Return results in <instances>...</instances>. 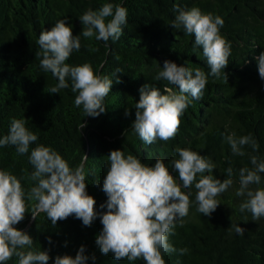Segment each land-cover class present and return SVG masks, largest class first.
<instances>
[{
    "label": "trees",
    "instance_id": "16d2710c",
    "mask_svg": "<svg viewBox=\"0 0 264 264\" xmlns=\"http://www.w3.org/2000/svg\"><path fill=\"white\" fill-rule=\"evenodd\" d=\"M104 3L127 9L122 36L107 42L98 41L95 36L83 37L84 26L79 18ZM192 7L224 21L220 33L231 44L229 62L223 70L227 80L223 71L219 78L210 74L202 48L194 46V35L171 26L177 15L174 9ZM65 17L73 36H79L81 43L66 63L77 66L89 62L97 74L109 75L113 80L104 100L106 110L97 117L85 116L83 107L75 106L78 93L72 92L70 78L68 87L60 93L49 92L58 80L40 67L39 35ZM92 48L99 50L90 51ZM261 52L264 0H0V138L8 134L12 118L25 119V126L38 136L24 155H19L15 146L0 147V170H8L20 180L29 210L14 227L32 237L34 249L48 250V264H53L57 255L75 257L81 245L89 257L86 264H146L142 258L116 260L113 253L105 255L100 251L96 244L103 228L99 216L90 226L83 225L74 215L55 226L46 213L33 218L31 210L36 201L27 200V192L35 184L30 179L34 170L29 163L30 152L38 144L51 147L71 168L87 155L86 191L94 197L95 209L101 213L107 210L100 205L107 201L102 187L112 150L131 153L149 166L157 158L162 159L177 183L182 184L171 161L179 158L178 147L190 148L211 159L215 165L212 175L221 181L228 178L226 170L231 167L233 185L217 197L220 204L211 216L197 211L194 184L191 189L182 188L191 191V204L183 226L177 221L174 234L169 235V242L177 251L162 254L166 264H264V217L253 221L250 212H241L239 206L246 197L235 195L240 169L254 167L251 156L264 161V80L259 76L256 59ZM165 60L193 70L200 68L208 82L200 99L189 96L192 102L180 117L176 136L148 145L132 128L135 104L140 98L139 89L145 84L158 87L162 94H168L165 87L179 92L167 81L155 80ZM117 68L121 71L113 76ZM126 109L130 111L128 116ZM82 123L85 127L81 129ZM232 133L237 137L250 134L257 141L258 150L246 145L244 156L234 155L226 140ZM260 175L261 184L251 187L264 188V173ZM235 224L245 229L243 235L234 231ZM181 248H187V253L181 255ZM5 264H18V258L14 256Z\"/></svg>",
    "mask_w": 264,
    "mask_h": 264
},
{
    "label": "clouds",
    "instance_id": "9594fccd",
    "mask_svg": "<svg viewBox=\"0 0 264 264\" xmlns=\"http://www.w3.org/2000/svg\"><path fill=\"white\" fill-rule=\"evenodd\" d=\"M174 11L177 15L172 28L183 30L189 36L194 35V46L202 48L210 74L219 78L231 55V44L220 33L223 19L218 15L202 13L197 7L176 8ZM127 16V9L120 4L104 3L98 10L89 9L79 18L84 26L81 35L85 38L95 36L96 40L104 42L118 40L123 34L122 25L127 23ZM67 19L58 20L51 30L41 31L37 40L40 48L37 55L42 56L40 67L45 72L50 71L58 80L48 89L49 92L60 93L61 89L68 87L67 78H70L72 92L78 93L75 106H82L85 116L97 117L106 110L104 100L113 80L109 75L97 74L89 62L77 66L66 63L73 50L78 51L81 47L80 38L73 36L71 26L66 24ZM256 59L259 76L264 80V52ZM120 71L117 68L112 75L116 76ZM155 80L167 81L179 92L165 87L164 92L168 94H162L158 87H150L149 84L139 89L140 98L135 104L132 128L148 145L157 139L168 141L176 136L180 117L192 102L189 96L200 99L208 82L200 68L193 70L169 60L164 61L163 70ZM125 115H130L129 109L125 110ZM25 125V119L12 118L8 134L0 138V147L12 145L19 155L28 153L38 136ZM83 127L82 123L80 128ZM226 140L232 153L238 156L246 154V145L251 146L253 151L259 147L250 134L237 137L232 133ZM176 151L179 158L173 159L171 164L182 184L177 183L162 159L157 158L154 165L149 166L131 153L125 155L120 149L112 150L108 155L109 168L102 187L107 201L100 205L101 209L106 207L107 210L98 213L94 197L86 191L87 155L78 166L71 168L57 151L38 144L29 155V163L34 169L30 179L35 184L27 192V200L36 201L31 214L36 218L40 212L46 213L52 226L71 215L80 219L83 225L90 226L99 216L103 228L96 244L103 254L111 252L116 260L136 261L142 258L146 264H166L162 254L177 251L169 242V235L174 234L177 221L183 226V218L188 215L191 204V191L185 192L182 188L191 189L194 184L197 211L211 216L220 204L217 197L233 185L231 167L226 170L228 178L221 181L212 175L215 165L211 159L190 148L178 147ZM251 164L253 168L240 169L239 188L235 195L246 197L239 210L250 212L252 220L257 221L264 217V188L251 186L261 184L264 161L253 155ZM25 196L17 176L8 170H0V264H5L14 256L18 258V264L49 262L48 250L34 249L32 237L14 227L29 211ZM232 228L239 235L245 232L239 224L232 225ZM48 239L51 242V237ZM187 251V248L179 249L181 255ZM88 258L85 247L81 245L75 257L57 255L53 264H86ZM91 258L96 259L94 255Z\"/></svg>",
    "mask_w": 264,
    "mask_h": 264
}]
</instances>
